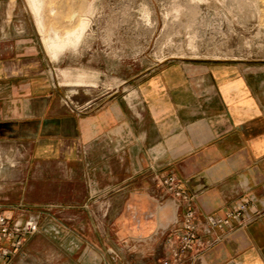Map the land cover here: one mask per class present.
I'll return each mask as SVG.
<instances>
[{
	"label": "crops",
	"instance_id": "obj_1",
	"mask_svg": "<svg viewBox=\"0 0 264 264\" xmlns=\"http://www.w3.org/2000/svg\"><path fill=\"white\" fill-rule=\"evenodd\" d=\"M2 37L0 153L21 159L0 169V208L41 230L1 240L0 264H158L188 209L162 190L171 175L198 216L201 247L182 264H264V101L246 63L168 61L134 82L133 100L68 105L40 53L4 52Z\"/></svg>",
	"mask_w": 264,
	"mask_h": 264
},
{
	"label": "rangeland",
	"instance_id": "obj_2",
	"mask_svg": "<svg viewBox=\"0 0 264 264\" xmlns=\"http://www.w3.org/2000/svg\"><path fill=\"white\" fill-rule=\"evenodd\" d=\"M0 4L4 52H39L68 105L111 93L133 100L135 81L175 60L242 61L264 101V0H40L38 11L33 0ZM73 32L80 40L52 56L55 34ZM8 158L4 168L17 169L21 158Z\"/></svg>",
	"mask_w": 264,
	"mask_h": 264
},
{
	"label": "built area",
	"instance_id": "obj_3",
	"mask_svg": "<svg viewBox=\"0 0 264 264\" xmlns=\"http://www.w3.org/2000/svg\"><path fill=\"white\" fill-rule=\"evenodd\" d=\"M90 105L84 106L80 112L86 111ZM4 155L0 153V169L4 168ZM6 160V159H5ZM7 163V162H6ZM160 186L164 193L174 199L178 203L185 204L186 210L181 223V229L168 238V253L165 258L159 261L158 264H182L188 254L201 247V243L197 237L198 216L196 209L191 203L190 198L181 192L180 182L171 175L161 180ZM245 206H241L237 212L230 214L226 219H213L210 223L214 227L224 228L232 219H240ZM39 232L38 218H32L22 225H13L11 220L3 214L0 208V241L12 240L14 246H21L25 237L32 236ZM0 254L3 257H8L10 251L7 247L0 246Z\"/></svg>",
	"mask_w": 264,
	"mask_h": 264
},
{
	"label": "bare ground",
	"instance_id": "obj_4",
	"mask_svg": "<svg viewBox=\"0 0 264 264\" xmlns=\"http://www.w3.org/2000/svg\"><path fill=\"white\" fill-rule=\"evenodd\" d=\"M33 5L35 7V9L38 11L39 7L41 6L40 4V0H33ZM77 32V31H76ZM73 32L71 33L69 36H67L64 40H59L58 39V35L55 34V38L47 45V48L52 51V56H56L57 55V49L60 48L62 46L63 42H68L70 44H74L75 42H77L78 40H80V38L82 37V33H76ZM79 32V30H78Z\"/></svg>",
	"mask_w": 264,
	"mask_h": 264
}]
</instances>
